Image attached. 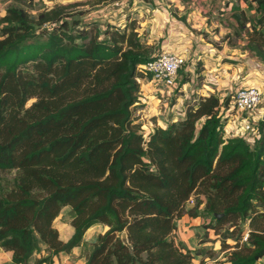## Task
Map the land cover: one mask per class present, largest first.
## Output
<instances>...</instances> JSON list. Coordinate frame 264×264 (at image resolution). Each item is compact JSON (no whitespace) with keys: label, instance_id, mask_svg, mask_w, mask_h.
Returning <instances> with one entry per match:
<instances>
[{"label":"trees","instance_id":"obj_1","mask_svg":"<svg viewBox=\"0 0 264 264\" xmlns=\"http://www.w3.org/2000/svg\"><path fill=\"white\" fill-rule=\"evenodd\" d=\"M250 2L257 17L245 48L264 62V31L256 29L264 27V0ZM78 6L36 16L8 7L0 17V172L17 173L0 196V248L13 264H28L44 246L49 254L33 264H51L102 224L108 230L84 264H191L201 250L175 242L176 222L194 218L205 201L215 228L248 226L247 241L227 246L222 264H263L264 122L253 146L225 139L231 99L205 95L184 103L183 120L144 134L132 107L149 46L135 21L100 31L89 19L94 28L77 31L80 20L67 10ZM65 207L74 233L64 243L53 222Z\"/></svg>","mask_w":264,"mask_h":264},{"label":"crops","instance_id":"obj_2","mask_svg":"<svg viewBox=\"0 0 264 264\" xmlns=\"http://www.w3.org/2000/svg\"><path fill=\"white\" fill-rule=\"evenodd\" d=\"M105 1L109 0L100 2ZM106 11L110 14L109 17H113V21L109 20L107 24L118 28L135 21L136 32L142 42L157 46L152 57L161 52H170L185 61L181 68L183 76L179 75L173 93L155 89L148 76L137 80L140 85V102L132 107V120L141 125L144 134L152 132L156 127L165 128L168 122L183 120L185 102L198 101L205 95H214L219 99L231 98L237 89L244 87L257 88L262 103L258 112L264 111V62L255 53L244 49L249 43L250 21L257 17L250 0H191L188 4H184L182 0H118ZM94 14L89 18L101 26L103 17ZM3 15L4 13L0 16ZM240 15L247 20L243 26L236 20V16ZM256 29L264 31V27ZM233 36L238 47L228 43L227 38ZM182 77L185 79L180 85ZM235 116V112L227 114L228 125L234 121ZM185 218L187 217L177 220L174 239L186 250H201L202 255L195 256L191 264H221L219 259L222 257L218 256L219 242H210L203 238L205 230L200 225L201 218H192L191 222ZM53 226L61 242H67L74 233L70 222L54 221ZM101 226L103 229L99 235L108 229ZM94 227L85 232L80 246L69 253H60L53 257L51 264H84L96 243L95 232L92 231ZM211 249L216 252L215 257H210L208 252ZM223 253L225 251L221 250V254ZM48 254L45 247L41 246V251L35 253L28 264H33L35 260ZM261 262L264 264V257ZM0 264H13L10 251L0 248Z\"/></svg>","mask_w":264,"mask_h":264},{"label":"rangeland","instance_id":"obj_3","mask_svg":"<svg viewBox=\"0 0 264 264\" xmlns=\"http://www.w3.org/2000/svg\"><path fill=\"white\" fill-rule=\"evenodd\" d=\"M44 1H45V3L43 2L37 6H34V4L28 2V0H0V15L2 13H4L8 7L20 6L30 16H36L45 7L51 8L55 5L66 6V5L78 3L81 6H78L76 8H69L67 10V13L69 15H71L74 20H77V19L80 20V24H78V26H77L78 30L75 29V31L76 30L80 31L81 29L92 30L94 28V26H93L94 24H91V22L90 21L88 22V20L90 19L89 16L95 15L94 13L101 15L103 17V19L101 20L102 25H101V29H100V31H102V30H104V27L107 24V21H109V20L113 21V19H111L113 17L112 16L109 17L110 14L107 13L106 9H109L110 7H112L115 4V2L118 0H109L107 2L106 1L105 2H97V0H56V1H52V2H48L46 0H44ZM182 2H184V4H188L189 2H191V0H182ZM198 2H199V0H198ZM200 3L203 4L202 2H200ZM188 7L190 9L191 5L189 4ZM171 11H173V8H171ZM80 13L82 15H80ZM92 32L93 31H91V34H92ZM256 39H257V37L253 38L254 41H256ZM227 40H229L228 43L231 44V46L238 47L237 46V40L236 39L234 40V36L227 38ZM249 40H250V38H249ZM256 45H257V41H256ZM244 49H245V47H244ZM149 50L151 52L150 54H154L157 51V46L155 44H152V46H149ZM193 73H195V71H193ZM179 75L183 76L182 69L179 71ZM142 76H144V75H142ZM144 79L145 78H143L142 80L144 81ZM184 79L185 78L182 77V80L179 81L180 85H182V83L184 82ZM152 86H153V84H152ZM31 103H32V101H29L27 103V107ZM182 104L183 103L180 104L181 107H182ZM241 120H242L241 118H238L235 116L233 122H235V121L241 122ZM144 131H146V130H144ZM16 175H17V173L15 171L0 172V196L4 195L5 193H7L8 191H10L11 189L14 188L13 185H14ZM191 199L193 201V204H195L197 202V198L195 196H192ZM204 203H205V201H202L200 208L197 209V211H196L195 217L201 218L200 225L205 230V235L203 236V238L210 241V242H215V241L219 242L218 243V247H219V250H218L219 255L218 256H219V258L222 257L219 259V261H220L219 263L222 264L225 260L226 255L229 253V251H231V249H226V247L229 245L234 246L236 242L239 243V241L241 239V232L243 231V229H245L246 221H244V222L238 221L235 226L230 225L229 223H225L219 229H217L214 227L215 222H213L211 220V217L204 212V205H205ZM187 208H191V207H187ZM192 218L193 217H187L185 219H186V221L191 222ZM70 219H71V209H70V207H65L60 211L58 217L54 221H56V222H58V221L70 222ZM206 220H208V223H206ZM101 225L102 224H96V225H94L95 227L93 226L94 228L92 231L95 232L94 241L97 240L99 234L101 233V230L103 229ZM216 234L218 237H215ZM241 243L242 242L240 241V244ZM221 250L225 251V253L221 254ZM209 253H210V257H215L216 252H213L212 249L209 251ZM222 259H224V260H222Z\"/></svg>","mask_w":264,"mask_h":264},{"label":"built area","instance_id":"obj_4","mask_svg":"<svg viewBox=\"0 0 264 264\" xmlns=\"http://www.w3.org/2000/svg\"><path fill=\"white\" fill-rule=\"evenodd\" d=\"M184 64L185 61L182 57L170 52H161L152 57L151 61L138 66V71L144 76H150L155 89L173 93L178 84L179 71ZM231 98V107L236 117L242 120L241 122H231L229 125L225 122L224 138L239 136L250 146H253L260 136L258 125L264 122V111L258 112L261 104L260 93L254 86L244 87L237 89L231 95ZM262 107L264 108V106ZM193 205L190 198L186 206L193 207ZM248 234V226L245 223V229H243L241 235L242 243L247 241Z\"/></svg>","mask_w":264,"mask_h":264},{"label":"water","instance_id":"obj_5","mask_svg":"<svg viewBox=\"0 0 264 264\" xmlns=\"http://www.w3.org/2000/svg\"><path fill=\"white\" fill-rule=\"evenodd\" d=\"M222 215H215L216 218H220ZM121 239L122 240H125L126 239V234L123 233L122 236H121Z\"/></svg>","mask_w":264,"mask_h":264}]
</instances>
